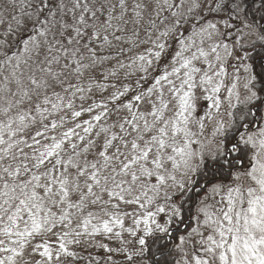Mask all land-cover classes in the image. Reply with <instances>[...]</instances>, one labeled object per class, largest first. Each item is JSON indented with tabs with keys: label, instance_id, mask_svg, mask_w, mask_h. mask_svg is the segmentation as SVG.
<instances>
[{
	"label": "snow or ice",
	"instance_id": "snow-or-ice-1",
	"mask_svg": "<svg viewBox=\"0 0 264 264\" xmlns=\"http://www.w3.org/2000/svg\"><path fill=\"white\" fill-rule=\"evenodd\" d=\"M0 264H264V0H0Z\"/></svg>",
	"mask_w": 264,
	"mask_h": 264
}]
</instances>
